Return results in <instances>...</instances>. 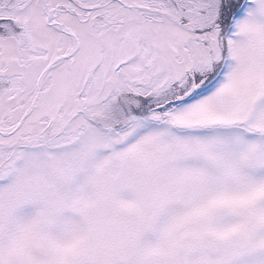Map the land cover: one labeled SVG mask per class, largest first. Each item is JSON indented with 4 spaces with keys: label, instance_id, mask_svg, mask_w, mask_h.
I'll return each instance as SVG.
<instances>
[{
    "label": "snow or ice",
    "instance_id": "obj_1",
    "mask_svg": "<svg viewBox=\"0 0 264 264\" xmlns=\"http://www.w3.org/2000/svg\"><path fill=\"white\" fill-rule=\"evenodd\" d=\"M0 264H264V0H0Z\"/></svg>",
    "mask_w": 264,
    "mask_h": 264
}]
</instances>
